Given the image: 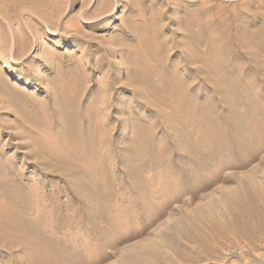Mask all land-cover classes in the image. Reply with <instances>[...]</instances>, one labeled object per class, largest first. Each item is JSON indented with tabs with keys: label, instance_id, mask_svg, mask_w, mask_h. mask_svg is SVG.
<instances>
[{
	"label": "rangeland",
	"instance_id": "374dc122",
	"mask_svg": "<svg viewBox=\"0 0 264 264\" xmlns=\"http://www.w3.org/2000/svg\"><path fill=\"white\" fill-rule=\"evenodd\" d=\"M0 7V185L21 187L20 177L28 178L26 185L33 187L36 199L26 219L35 222L44 236L38 238L49 251L61 250L63 264H264V247L246 239L225 243L226 237L213 243L219 253L210 249L182 255L171 248L173 225L183 223L197 205L218 200L233 170L223 169L218 160L204 169L201 184L187 183L185 176L162 165L145 170L149 183L143 185L133 149L148 140L139 132L152 126L155 139L170 151L166 164L178 162L187 175L192 173L191 157L176 124L186 118L168 112L159 93L155 110L143 103V96H154V91L136 80L133 64L144 60L169 71L176 64L175 72L186 78L211 60L210 40L201 64L189 57L186 22L194 18L186 15L189 7L205 17L231 19V32L237 34L241 27L237 16L248 19L255 13L257 26L262 23L264 0H0ZM144 24L157 38L156 57L145 55V46L131 30ZM220 25L211 20L208 29L220 31ZM220 41L224 43L223 38ZM63 90L77 99L81 116L90 108L103 114L90 124L102 130L94 128L102 144L96 150L105 152L93 157L105 166L94 177L53 165L33 145L43 133L57 137L70 127L71 112L61 102ZM61 113L68 115L65 123L59 122ZM84 124L86 131L89 125ZM167 135L179 144L167 141ZM262 155L258 152L240 173L260 164ZM107 162H111L108 169ZM256 175L264 187V165ZM155 245L161 259L146 255L135 261L134 256L142 257ZM30 258L23 242L0 231V264H32Z\"/></svg>",
	"mask_w": 264,
	"mask_h": 264
},
{
	"label": "bare ground",
	"instance_id": "6f19581e",
	"mask_svg": "<svg viewBox=\"0 0 264 264\" xmlns=\"http://www.w3.org/2000/svg\"><path fill=\"white\" fill-rule=\"evenodd\" d=\"M192 8L189 7L186 14L194 17L186 22L188 42L192 47L189 57H194L191 60L201 64L206 59L207 50L204 46L210 40V63L192 69L186 78H180L175 72L176 64L170 71L162 64L152 67L144 60L135 59L133 64L136 80L142 81L154 91V96H143V103L155 110L159 104L156 94L159 93L166 100L162 105L168 112L177 115L179 119L186 118L177 120L176 124L180 131V142L191 157L188 167L192 173L187 175L178 162L166 164L170 151L155 139L156 132L152 126L139 132L140 136H146L148 140L134 144L133 147L137 154V172L143 185L149 183L143 174L145 170L162 165L167 166V170L185 176L187 183L189 180H197L203 184L204 169L209 170L219 160L220 167L233 170L226 176L225 181L229 184L220 188L221 196L218 200L207 206L197 205L184 216L183 223L173 225L175 232L172 235V228V250L182 255L191 251L216 250L213 243L226 237L225 243L229 239L230 243H234V239L239 238L264 247V187L256 175L259 165H264V155L261 156L260 164L240 173L242 168L258 157V152H264V20L257 26L258 18L255 13L250 14L248 19L237 16L234 19L239 21L237 23L241 27L235 34L231 32V19L227 21L210 14L205 17L201 11ZM211 20L221 24L220 31L208 29ZM250 23L256 25L251 27ZM131 30L145 46L144 54L156 57L158 43L155 33L146 24ZM221 38L224 43L220 41ZM234 59H242L244 62L234 63ZM67 92L68 90H63L61 93V102L68 104L67 109L71 112L67 132H61L57 137L43 133L35 139L33 145L53 165L82 173L88 178L94 177L95 171L105 166L100 165V161H95L93 157L98 158L105 152L102 149L96 150L97 145H102L95 131L100 128L94 126V129L90 124L99 121L103 114L99 109L90 108L88 116H81L77 99L70 98ZM58 119L60 123H65L68 115L61 113ZM85 122L89 129L83 131ZM165 139L177 142L170 135ZM144 156L150 157L144 159ZM110 163L107 162V169L111 167ZM16 177L18 179L20 176ZM27 179L20 177L23 182L21 187L8 188L9 186L0 185V231L5 237L26 245L31 253L32 264H63L65 261L62 252H59L61 250L49 251L46 242L43 238L40 239L42 235L36 230L35 222L26 219V214L30 210L34 211L36 199L32 194L33 187L26 185ZM94 186L97 187L94 184L93 188ZM98 193L105 195L102 191ZM144 253L142 257L134 256L135 261H142L146 255H156L161 259L157 245ZM216 253H219L218 249Z\"/></svg>",
	"mask_w": 264,
	"mask_h": 264
}]
</instances>
